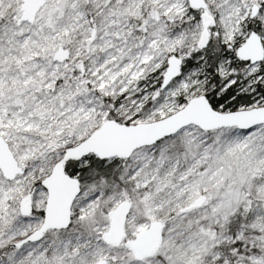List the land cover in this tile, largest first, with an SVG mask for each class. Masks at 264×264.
<instances>
[{"label": "snow or ice", "instance_id": "snow-or-ice-1", "mask_svg": "<svg viewBox=\"0 0 264 264\" xmlns=\"http://www.w3.org/2000/svg\"><path fill=\"white\" fill-rule=\"evenodd\" d=\"M0 264H264V0H0Z\"/></svg>", "mask_w": 264, "mask_h": 264}]
</instances>
